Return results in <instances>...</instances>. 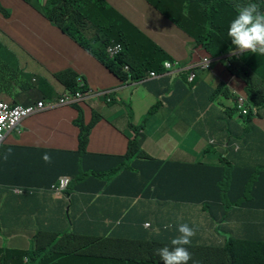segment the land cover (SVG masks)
Returning a JSON list of instances; mask_svg holds the SVG:
<instances>
[{
    "label": "trees",
    "instance_id": "trees-1",
    "mask_svg": "<svg viewBox=\"0 0 264 264\" xmlns=\"http://www.w3.org/2000/svg\"><path fill=\"white\" fill-rule=\"evenodd\" d=\"M14 1L17 2V13L24 19L34 18L36 12L57 27L58 22L75 23L83 19L84 26L77 28L78 35L67 31L77 26L68 25L62 32L90 52L111 73L109 66L118 64L121 71L118 75L113 73L118 78L143 80L152 71L161 73L163 63L170 60L153 40L106 0H49L45 6L43 0ZM147 1L192 37L196 46L213 59L231 52L233 45L228 29L240 7L256 2L264 11V0ZM234 4L238 5L237 8ZM0 16H10L1 2ZM11 32H14L12 26L8 30L0 29V83L5 61L1 57H9L12 43L7 38ZM112 43L123 46V52L115 60L106 52ZM125 66L129 67L128 72L124 71ZM247 69L260 71L264 79V55L245 53L231 59L228 77L240 78L245 83V91L233 93L226 84L219 83L214 94L218 96L216 100L220 99L225 125L218 145L227 144L231 148L225 155L235 154L232 160L223 156L221 166L214 172L209 171L202 161L165 163L153 158L152 154L130 149L124 157L103 158L98 166L91 168L87 158L92 159L93 155L87 152V145L97 123L94 118L95 121L86 125L78 150L68 153L65 163L55 169V176L48 184L53 187L61 175H69L71 184L65 195L71 198V207L73 200L79 206V212L71 208L74 216L84 219H79L77 225L72 219L73 228L69 231L46 229L49 225L39 230L35 235L36 244L29 251L0 247V264H141L145 259L152 264H163L158 250L171 247V239L179 235L180 224H188L195 231L191 245L187 246L192 256L188 264H264V231L260 232L256 227L257 235L253 236L229 225L252 217L250 209H258L255 219H261L264 227V164L242 163L256 155L258 145H264V122L260 121L264 110V88L253 81L249 76L251 70ZM33 77L43 82L35 73ZM56 77L67 89H74L76 76L72 71L57 73ZM19 78L27 81L25 69L21 68ZM0 90L7 94V90L1 87ZM32 91L26 95L30 97ZM241 94L248 99L246 114L239 113L235 103ZM33 104L25 106L16 102L14 105L27 108ZM158 109L159 105L152 111L156 113ZM75 124L84 127L83 110H80ZM137 145L138 142L133 144ZM236 147H246L247 150L235 151ZM141 150H144L143 144ZM14 151L19 157L23 156L18 146ZM259 153L264 154V150ZM108 172L117 175V179L105 189L111 194L109 196H117L116 205L109 202L106 193H101L106 183L99 177ZM97 195L107 197L94 203L92 213L85 209L82 201L93 202ZM184 205L200 206L207 225L195 227L189 220H180L178 217L183 213L177 216L175 213ZM145 223H150L151 227L145 228ZM226 232L233 236L228 239ZM218 236L226 241L220 243Z\"/></svg>",
    "mask_w": 264,
    "mask_h": 264
},
{
    "label": "crops",
    "instance_id": "crops-1",
    "mask_svg": "<svg viewBox=\"0 0 264 264\" xmlns=\"http://www.w3.org/2000/svg\"><path fill=\"white\" fill-rule=\"evenodd\" d=\"M7 2L17 10L16 1L7 0ZM108 4L153 40L170 58L167 61L188 64L208 56L201 47L196 46L192 37L147 0H109ZM237 6L234 4L235 8ZM27 19L32 29V42L24 38L23 42H19L16 46L12 45L9 58L20 62L21 68L26 70L28 77L35 73L43 79V82L37 81L40 87L33 90L30 97L21 92L13 93L11 103L19 102L28 106L37 100H56L66 92V89L53 79V75L70 69L83 75V79L76 83L74 89L69 90L81 101L78 106L56 107L25 118L5 134V142H8L6 144L4 142L0 147V247L30 250L34 245L37 231L48 225V228L67 227L66 217L55 226L50 224L53 220L52 216L64 215L66 211L74 213L71 208L79 212L78 205L70 206L69 196H67L68 200L63 202L66 198L61 195L18 194L14 189L46 187L52 180L50 173L64 159L61 152L78 150L80 140L87 130L86 125L95 121L94 118H97V123L90 133L87 145V152L93 155L92 159L87 158L90 167L98 166L103 158L124 157L128 151V143L135 138L137 132L135 127L127 131V126L131 112L139 108L141 95L150 98L151 107L159 105L156 113L139 110L138 115L139 119H145L142 124L143 149L155 151L152 156L164 160L165 163L202 161L209 171L214 172L221 166L223 156L228 160L234 158L235 154L225 155V152L231 149L227 144L218 145L220 133L225 132L223 113L219 106L220 99L207 106L217 89L215 81L216 74L219 73L215 71V67L211 71L198 70L196 80L191 86L185 83L187 81L185 73L167 74L139 82L131 80L130 77L121 79L63 32L53 34L55 45L41 42L36 27L42 34H46V29L49 28L53 33L56 28L36 12L34 18ZM56 61L58 62L54 64ZM44 67H47L45 71L42 73L38 71L39 68ZM228 78L232 85L230 83L228 85L227 81L219 83L226 84L230 89L236 87L239 92L245 91V85L238 83L240 78L235 75ZM261 88H264V84ZM6 96L8 97V94ZM205 106H207L206 113L202 112ZM80 110H83L85 119L83 128L75 124ZM206 116L207 121L212 124L210 128L208 124L203 123ZM260 121L264 122V110L261 111ZM22 123L24 128L19 132V141L8 140L11 133ZM15 146H18L23 156L19 157L15 153ZM193 147L203 155L199 157L192 152ZM8 149L12 150V154L4 160L3 156ZM48 149H55L60 153L49 152ZM238 150L244 152L247 149L236 147L235 151ZM261 150H264V145L261 147L258 145L256 155L245 159L242 163L252 166L264 164V154L259 153ZM44 154L51 156V163L44 161ZM236 162L240 163L239 160ZM34 164L38 165L34 167ZM116 197L109 196V202L116 205ZM102 198L104 197L96 201ZM54 201L56 204L50 205ZM58 202L66 208L60 210L56 207ZM94 203H88L85 209L93 213ZM191 207L201 209L200 206L184 205L175 215H180ZM250 212L252 217L231 222L230 227L244 230L253 236L257 235L256 227H259L260 232L264 231L260 223L261 219H255L259 210L250 209ZM73 218L76 225L79 219H84L79 215ZM218 241L224 243L226 238L218 236ZM141 264L152 263L145 259Z\"/></svg>",
    "mask_w": 264,
    "mask_h": 264
},
{
    "label": "clouds",
    "instance_id": "clouds-1",
    "mask_svg": "<svg viewBox=\"0 0 264 264\" xmlns=\"http://www.w3.org/2000/svg\"><path fill=\"white\" fill-rule=\"evenodd\" d=\"M48 1L49 0H43L44 6L47 4ZM106 3L108 4L109 3V0H106ZM44 18L53 27L57 28V26H55L47 17H44ZM65 35H67V34H65ZM145 36H147V35H145ZM68 37H70V36H68ZM228 37L230 38V40L232 42V45H233V47H232V49H230V51L232 52L233 55H237L238 54V58H239V54H245V53H251V54H255V55H264V11H261L260 6H259L258 3H256V2H249V3L245 4L244 6L240 7L237 10L236 16L230 22L229 29H228ZM70 38L72 39V37H70ZM117 46H120L121 47L122 44H120V43H112L106 49V52H107L108 56L112 60H115L116 57L123 52V46H122V49H120L117 53L112 54L109 51L110 48H115ZM86 52H88V51H86ZM231 52H229V53H231ZM88 53H90V52H88ZM229 53L224 52L222 54H229ZM208 57H210V56L208 55ZM211 59L214 60L213 58H211ZM199 61H196V62H193V63H188V64H178V63L173 62V61H165L163 63V68H164L163 71L161 73H157V72L156 73L159 76L167 75V74H177V73H172V71H166L165 70L164 64L166 62H171L173 64H178L180 66H186V65H192V64L199 63ZM213 64H217V63H212V65ZM212 65H211V68L213 69L214 67H212ZM217 66L219 68L217 67L215 71L217 73L221 74V71H222V69H220L221 68V65L218 63ZM126 67H128V66H125L124 71L125 72H128L129 71V67L127 69H126ZM198 70H201V69H194V71L196 73V77H197V71ZM211 70H203V71H211ZM65 71H72L75 74V76H76V83L78 81H80V80L83 79L82 78L83 77L82 74H80V73H78V72H76V71H74L72 69L65 70ZM61 72H64V71H61ZM152 72H154V71H152ZM181 74H183V73H181ZM185 74H187V73H185ZM56 75H57L56 73L53 75V79L61 87H64L66 89V92L64 94H62L60 97H58L56 100H53V101L37 100L31 107H41V110H40V112H38V113H36L34 115H37V114H41V113L50 111L51 109L56 108V107H65V106H69V105L78 106L79 105L81 99L79 97H77V96L72 95L71 92H69V89H67L66 86L63 85L58 80V78L56 77ZM227 75H228V69H227ZM147 78H152V77L150 76V74H148L146 76V78H144V79H147ZM155 78H157V77H155ZM195 80H196V78H195ZM195 80L193 82H191V83L188 82V74H187V84L188 85L191 86L195 82ZM46 81L47 80H45V82ZM140 81H142V80H140ZM135 82H139V81H135ZM7 104H9V105H11L13 107H20V106H15L13 103H7ZM27 108H29V107H27ZM34 115H31V116H34ZM31 116H29V117H31ZM24 119H22V120H24ZM4 142H5V139L0 143V147H1V145ZM47 151L54 152V153H60V152H56L57 150H55V149H48ZM61 153L64 155V159L60 162L59 165H57V168L59 166H61L62 164L65 163V161L67 159V155H68L69 152H61ZM11 154H12V150L11 149H8V151L3 156V159L4 160H7L8 157ZM43 159H44V161L46 163H51V159L52 158H51L50 155L44 154ZM50 174L52 175V179H53L54 176H55V169H53V172H51ZM99 178H100L101 182L106 183V187H104L102 189V191H101V193L103 194V193H106L105 192V189L107 188V186L111 185L117 179V175L115 173H112L111 174V173L108 172V173L101 174ZM63 180H67L68 182H67V185L64 188H61V184H62V181ZM48 184L44 188H28V187L23 188V187H16L14 189V191H16L18 194H23V193H28V194H35V193L57 194V195H61L62 197H65V198L68 199V197H66V195H65V192H66V190L68 189V187L71 184V177L69 175H66V174L61 175V177L58 179L57 184L54 185L53 187H49ZM107 195L109 196L111 194H107ZM101 197H106V195H97L95 197L96 199L93 202L92 201L89 202L88 200H85V201L83 200L82 201L83 202V206L86 207L88 203H94L96 200H98ZM72 219L75 221L74 218H69L68 219L66 217L67 227H65V228H59V229L58 228H46V229H53V230H56L58 232H61V231H69V230H71L73 228ZM75 224H76V221H75ZM146 224H149V226L148 227L145 226V228H150L151 227L150 226V223H146ZM196 226L197 227H200V226H203V224H195V227ZM177 231H178L179 235H177V236H175L174 238L171 239V242H170L171 243V247H163V248H161V249L158 250V255L160 256L163 264H188V262L192 259L191 253L189 252L187 246H190L191 245L192 237L195 235L194 229L191 228L188 224H180L178 226ZM35 244H36V242H35V236H34V245ZM23 251H29V250H23Z\"/></svg>",
    "mask_w": 264,
    "mask_h": 264
},
{
    "label": "rangeland",
    "instance_id": "rangeland-1",
    "mask_svg": "<svg viewBox=\"0 0 264 264\" xmlns=\"http://www.w3.org/2000/svg\"><path fill=\"white\" fill-rule=\"evenodd\" d=\"M0 2L10 13V16L8 18H5L4 16L3 17L0 16V29L8 30V28L11 26L14 28V32H11L10 36L7 39L12 43L13 46H16L19 42H23L24 38H28L32 42L31 37L33 36V34H32L31 26L28 23V19L27 18L24 19L21 15H19L17 13V10L13 9L8 4L7 0H0ZM82 22H83V19L78 21V22H75V23L58 22L60 24L57 23L58 27L54 30V32L51 33L50 32L51 29L49 28V29H46V34H42V32L40 30H38V28L36 27V30L38 32V38L41 42H48V43H52L55 45V43L53 41V34L55 32H58L59 34H61L62 29H66L67 26L70 25L73 27L74 26H77V27L73 28L72 30L67 29V31L74 33L75 35H78L77 28L81 29V27L84 26V24H82ZM34 44L35 45H41L38 43H34ZM1 58H4L5 61H3L4 74H3V79L1 80V83H0V87L2 89L7 90L5 92H7L8 97L6 96L7 95L6 93H1L2 92L1 90H0V97L3 100H5V102L11 103L13 93L21 92V93L27 94L30 91L35 90V89L40 87L39 82H37V80L33 76L28 77L27 81H23L21 78H19V75H21L20 62L14 60V59H11L9 57H1ZM58 61H56L54 64H56ZM41 65H43V63H41ZM212 67L217 68L218 66L213 64ZM46 69H47V67L39 68L38 71L42 73ZM109 69L116 75H118L119 72L121 71V68L118 64H114L112 66H109ZM247 70H250V69H247ZM251 75H249V76L253 79V81L255 83H259L261 86H263L264 79H263V76L260 73V71L254 72L253 70H251ZM240 77L243 80H246V77L244 75H240ZM221 81H227L228 85L231 84L229 81V78L227 77V71L223 74H216L215 84L218 86L219 85L218 83ZM238 83H239V85H245V83L242 80H240ZM234 91L238 92V89H236V87H234V89H232V92L234 93ZM217 97L218 96L214 95L211 98V100L207 106H209L210 104H214ZM235 103L237 105V102H235ZM207 106H205L203 108L202 112L206 113ZM155 107H156V105H153L152 107L150 106V98L149 97H147L145 95L140 96L139 108H138V110L136 109V110H133L131 112V119L129 121V125L127 126V131H129L131 129V127H135L137 129L135 138L132 140L131 143H128V151L130 149H135V151L140 150L141 154L149 153V154L153 155L155 153V151H148L145 148H144V150H141L142 143H143V141H142V134H143L142 124L145 122V119H139L138 118L139 110L149 112V111H152ZM203 123H204V125L208 124L209 128L212 125L210 122L207 121V116L203 119ZM22 128H24L23 123L13 133H11L8 140L16 139L19 141V139H20L19 132ZM7 142H5V144ZM135 142H138L137 146H133V144ZM191 151L195 152L196 155H198L199 157H201L203 155L198 150H194V147L192 148ZM115 157H119V156H115ZM152 157L158 159L157 157H154V156H152ZM73 203H74V205L76 204L74 200H73ZM55 204H56V202L54 201V202H51L50 205H55ZM56 207H58L60 210L66 208L60 202H58V205ZM63 217H67L69 219V218H73L74 215L71 211H66V214H64V215L52 216L53 220H52L50 225L55 226ZM178 218L182 221L183 220H189L194 224H203L204 227L207 225V222H205V220H204L202 210L199 207L188 209L187 211L183 212V214L180 215ZM226 233L228 234V237H227L228 239H230V237L233 236V234H231L230 232H226ZM33 247H34V245L32 246V248Z\"/></svg>",
    "mask_w": 264,
    "mask_h": 264
},
{
    "label": "built area",
    "instance_id": "built-area-1",
    "mask_svg": "<svg viewBox=\"0 0 264 264\" xmlns=\"http://www.w3.org/2000/svg\"><path fill=\"white\" fill-rule=\"evenodd\" d=\"M122 46H117L115 48H110L109 51L114 54L117 53ZM238 58L237 55H233L232 52L229 54H221L220 56L216 57L214 60L211 57H204L202 58L199 63L180 66L178 64H173L171 62H166L164 64L166 71H172V73H187L188 74V82H193L196 78V73L194 69H201V70H211L212 63H219L221 65L222 71L221 74L225 73L228 68L231 67V59ZM128 67H126L127 69ZM150 76L152 78L158 77L159 75L156 72H151ZM247 104L248 99L245 95L241 94L238 95L237 98V110L239 113L246 114L247 113ZM41 107H29V108H22V107H13L7 104L5 101L0 99V143L4 140L5 134L14 128L22 119L27 118L31 115H34L40 112ZM67 180H63L61 184V188H64L67 185ZM146 227L149 224H145Z\"/></svg>",
    "mask_w": 264,
    "mask_h": 264
}]
</instances>
